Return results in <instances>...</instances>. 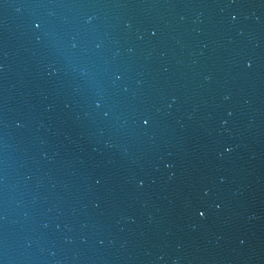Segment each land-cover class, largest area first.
I'll return each mask as SVG.
<instances>
[{"label":"water","instance_id":"obj_1","mask_svg":"<svg viewBox=\"0 0 264 264\" xmlns=\"http://www.w3.org/2000/svg\"><path fill=\"white\" fill-rule=\"evenodd\" d=\"M0 264H264V0H0Z\"/></svg>","mask_w":264,"mask_h":264}]
</instances>
